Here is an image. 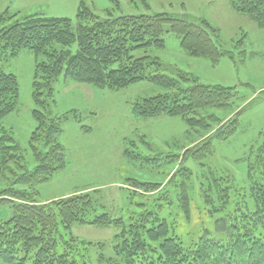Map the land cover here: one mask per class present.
I'll use <instances>...</instances> for the list:
<instances>
[{
    "label": "rangeland",
    "instance_id": "1",
    "mask_svg": "<svg viewBox=\"0 0 264 264\" xmlns=\"http://www.w3.org/2000/svg\"><path fill=\"white\" fill-rule=\"evenodd\" d=\"M81 1L101 17L112 10L113 17L166 13L195 23L207 21L218 31L216 44L226 52L219 61L188 55L181 37L168 26L163 35L165 48L153 46L147 54L162 61L166 67L162 72L167 75L182 71L202 84L230 88L232 103L223 109L199 111L196 118L205 121V126L189 127L181 116L141 117L133 113L135 101L166 92L150 82L110 90L61 77L54 84L55 102L51 101L47 110H51V117L59 118L61 132L56 142L64 147V159L62 163L48 159L52 176L35 188L28 187L31 196L39 203H53L89 192L97 215L108 213L111 218H123L127 225L134 222L132 215L138 217L148 209L158 211L157 205H162L158 215L177 225L175 232L187 244L196 240L203 228L214 238L227 240L229 231L218 230L216 220L227 218V212L239 201L243 209L245 202L253 205L242 188L248 189L258 177L254 161L256 148L264 139V28L247 14L237 12L231 0H0V16L8 18L6 23L30 14L74 20ZM76 49L77 44L70 46L73 53ZM41 60L29 49L15 57L0 58L2 70L18 80V105L4 118L3 126L21 148L13 164L3 168L0 162V191L12 186L23 171H32L43 163L48 155L44 137L34 142V148L31 144L37 126L32 113L36 108L32 84ZM205 143L194 156L193 152ZM53 154L56 152L50 157ZM251 167H256L252 178ZM222 177L232 185L230 205L218 212L215 209L222 206ZM128 179L158 187L135 190L127 187ZM10 215L9 206H0V218ZM119 230L116 224H75L70 232L61 234L66 239L72 235L77 242H92V252L111 257L113 238ZM98 243L104 246L100 248Z\"/></svg>",
    "mask_w": 264,
    "mask_h": 264
},
{
    "label": "trees",
    "instance_id": "2",
    "mask_svg": "<svg viewBox=\"0 0 264 264\" xmlns=\"http://www.w3.org/2000/svg\"><path fill=\"white\" fill-rule=\"evenodd\" d=\"M231 3L237 12L247 14L264 28V0H231ZM6 22L8 18L0 16V58L15 57L25 49L42 57L33 76L36 108L32 113L37 126L31 144L34 148L44 137L49 149L43 163L32 171H23L12 186L0 191V206L11 209L8 218H0V264H264V139L256 148L254 162L258 177L248 189L242 188L245 196L253 199V205L250 207L245 202L243 209L239 201L227 212V218L216 220L218 230L229 231L227 240L214 238L203 228L202 234L187 244L175 232L177 225L158 215L162 205H157L158 211L148 209L137 214L138 217L132 215L134 222L127 225L123 218H111L108 213L97 215L96 203L89 192L53 203H39L28 191V187L35 188L34 185L52 176L48 159L53 158L56 163L64 159V147L56 142L61 132L59 118L51 117V110L48 111L50 102H55L54 84L61 77L110 90H120L140 81L150 82L166 92L135 101L133 113L141 117L181 116L189 127L205 126V121L196 118L199 111L228 107L233 97L230 88L202 84L182 71L175 76L167 75L162 72L166 69L162 61L147 54L153 46L165 48L163 35L168 26L181 37V46L188 55L217 62L226 52L214 40L218 36L216 28L205 20L195 23L166 13L113 17V11L109 10L101 17L90 11L83 1L74 20L30 14ZM73 44H77L74 53L70 50ZM136 52L145 54L136 55ZM18 98L16 76L0 67V162L3 168L17 161L21 149L12 133L3 126L4 118L16 110ZM205 145L194 151V156ZM251 153L254 154L253 150ZM253 167L249 169L251 178L256 168ZM127 181V187L135 190L158 187L135 179ZM226 183L227 178L222 177V206L215 209L218 212L230 205L232 185ZM187 208L188 216L190 206ZM75 224L119 225L112 243L114 255L105 257L102 252L97 255L91 249L94 243L77 242L72 235L70 239L64 238L61 231L68 233ZM98 244L100 248L104 246Z\"/></svg>",
    "mask_w": 264,
    "mask_h": 264
},
{
    "label": "crops",
    "instance_id": "3",
    "mask_svg": "<svg viewBox=\"0 0 264 264\" xmlns=\"http://www.w3.org/2000/svg\"><path fill=\"white\" fill-rule=\"evenodd\" d=\"M259 26V25H258Z\"/></svg>",
    "mask_w": 264,
    "mask_h": 264
}]
</instances>
